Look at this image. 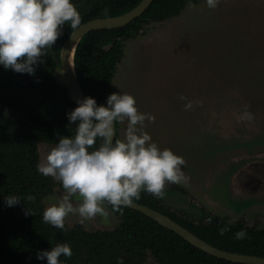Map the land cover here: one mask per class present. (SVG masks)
<instances>
[{"label":"rangeland","instance_id":"rangeland-1","mask_svg":"<svg viewBox=\"0 0 264 264\" xmlns=\"http://www.w3.org/2000/svg\"><path fill=\"white\" fill-rule=\"evenodd\" d=\"M57 1L65 24L80 0ZM48 3L0 0V43L41 34ZM124 42L111 90L123 156L178 214L264 225V0L188 3ZM74 148L79 161L90 152L81 141ZM39 149L56 180L42 201L49 222L89 230L119 224L75 161L55 143L40 141Z\"/></svg>","mask_w":264,"mask_h":264},{"label":"trees","instance_id":"trees-1","mask_svg":"<svg viewBox=\"0 0 264 264\" xmlns=\"http://www.w3.org/2000/svg\"><path fill=\"white\" fill-rule=\"evenodd\" d=\"M140 1L80 0L61 24L56 14L63 16L65 10L57 0H50L44 5L42 28L55 24L52 48L60 58L65 40L77 26L91 18L124 13ZM199 1L154 0L124 26L85 34L75 50V68L85 94L116 114L111 90L125 55L124 38L145 32L149 23L164 22L188 3ZM39 35L0 43V264H250L204 251L142 211L121 204L103 186L100 160L108 123L68 95L67 86L54 77L56 62L46 51L37 52L44 68L30 56L28 49ZM27 72L41 96L24 82ZM119 128L117 119L111 179L124 194L170 215L218 247L264 256V225L205 211L195 218L166 206L146 185L135 160L123 156L126 145ZM40 141L55 143L71 161L76 157L70 144L81 141L89 148L82 172L76 173L96 187L104 203L119 215L116 227L89 230L81 223L46 219L42 201L54 190L56 180L42 167Z\"/></svg>","mask_w":264,"mask_h":264},{"label":"water","instance_id":"water-1","mask_svg":"<svg viewBox=\"0 0 264 264\" xmlns=\"http://www.w3.org/2000/svg\"><path fill=\"white\" fill-rule=\"evenodd\" d=\"M153 1L154 0H141L136 6L124 13L108 17H95L83 22L77 26L65 40L61 49L60 58L52 48V43L55 41V31L54 24H51L50 29H43L38 40L29 47V54L41 68H44L43 61L37 52L38 50L46 51L56 62L53 75L60 85L67 86L68 95L80 106L99 115L108 123L107 139L100 160V178L103 186L113 194L118 202L142 211L158 221L161 225L174 230L192 244L208 253L236 262L264 264L263 255L230 251L210 243L170 215L127 196L111 179V161L117 135V117L112 110L102 106L85 94L75 68V50L80 39L91 30L124 26L141 16ZM23 80L25 83L32 85L39 96H41L39 88L34 84L29 72L26 73ZM57 135L60 138V134L57 133ZM74 146L73 144L69 145V150L72 153L75 150ZM74 164L76 169L82 172L83 159L79 161V159L76 158Z\"/></svg>","mask_w":264,"mask_h":264},{"label":"flooded vegetation","instance_id":"flooded-vegetation-1","mask_svg":"<svg viewBox=\"0 0 264 264\" xmlns=\"http://www.w3.org/2000/svg\"><path fill=\"white\" fill-rule=\"evenodd\" d=\"M52 24H54V23H52ZM54 26H55V25H54ZM49 29H50V28H49ZM49 29H48V30H49ZM39 36H40V35H39ZM38 38H39V37H38ZM37 40H38V39H37ZM37 40H36V41H37ZM36 41H35V42H36ZM55 67H56V66H55ZM54 69H55V68H54Z\"/></svg>","mask_w":264,"mask_h":264},{"label":"bare ground","instance_id":"bare-ground-1","mask_svg":"<svg viewBox=\"0 0 264 264\" xmlns=\"http://www.w3.org/2000/svg\"><path fill=\"white\" fill-rule=\"evenodd\" d=\"M71 58H72V53H71Z\"/></svg>","mask_w":264,"mask_h":264}]
</instances>
